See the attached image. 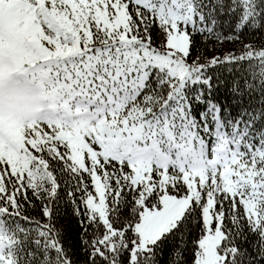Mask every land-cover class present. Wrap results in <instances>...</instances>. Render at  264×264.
Returning <instances> with one entry per match:
<instances>
[{"label":"trees","instance_id":"16d2710c","mask_svg":"<svg viewBox=\"0 0 264 264\" xmlns=\"http://www.w3.org/2000/svg\"><path fill=\"white\" fill-rule=\"evenodd\" d=\"M75 1L82 6L63 5V12L57 0H44L45 10L75 39L71 54L51 48L38 30L22 49H9L0 26L1 104L6 86L18 94L22 89L35 114L28 126L38 132L21 173L1 174L0 264H192L204 233L208 185L174 227L131 261L138 241L134 225L144 205H157L163 189L177 196L188 192L180 179L187 171L197 176L196 160L209 175L214 145L243 162L234 194H215L214 214L221 216L224 235L220 251L226 264H264V0ZM30 13L29 28L35 22ZM173 19L189 42L181 75L157 59L166 51ZM32 41L42 53L22 52ZM56 108L75 111L112 140L132 127L146 137L135 140L125 157L109 156L97 166L108 225L85 205L93 193L89 165L77 168L56 137ZM165 140L170 154L180 153L181 169L167 166L175 184L150 191L133 185L134 151L148 144L163 150Z\"/></svg>","mask_w":264,"mask_h":264},{"label":"rangeland","instance_id":"374dc122","mask_svg":"<svg viewBox=\"0 0 264 264\" xmlns=\"http://www.w3.org/2000/svg\"><path fill=\"white\" fill-rule=\"evenodd\" d=\"M173 2L177 3L175 0ZM57 3L61 5L63 12H65L63 5L72 10H77L82 6L80 1L75 0H57ZM53 4L56 6V2ZM45 5L47 4L45 3ZM50 9L53 8L50 7ZM189 9L190 6L187 5L184 11ZM26 11L32 12L30 13L31 17L35 19L30 28L26 22ZM170 15L174 17L176 13L171 11ZM71 18L75 19L76 25L80 22L75 14H71ZM0 26L7 36L4 42L9 49H22L20 44L29 41L31 37H37V30L44 40L50 42L51 48L60 54L68 55L76 49V41L68 31L69 28H61L60 22L52 14L47 13L44 0H0ZM88 31L83 27L81 33L86 37ZM121 38L122 41H129L127 37ZM164 47L166 51L157 59L163 64L169 65L176 74H183V58L188 53L189 42L186 31L180 29L174 19L168 30ZM42 51L43 49L34 41H32L31 47L22 50V52L30 54H40ZM78 70L83 71V66H80ZM21 90L18 94L13 92L11 87L6 86L3 104L0 99V183L1 174H5L6 170L9 174L14 175L21 173L28 165L30 147L34 146L35 139L38 137L35 126L31 128L28 126L30 118L35 117V114H31L32 109L24 102ZM53 119L58 128L55 135L67 145L71 161L80 169H86V166L89 165L93 182V193L85 199L89 213L96 215L101 222L108 225L105 185L97 174V166L100 162L106 161L109 156L125 157L133 147L135 140L146 139L145 136H142V129L129 128L128 135L112 140L109 139L108 132L104 133L101 127L97 129L93 123L85 122L83 117L75 115V111L67 114L61 108H56ZM163 130L166 128H162ZM20 133L24 135L27 142V147L24 150L21 147L22 136ZM169 149L166 140L163 150L158 149L157 152H155L153 144L139 146L134 151L133 161L135 162L134 167L131 168L133 185H141L148 191L153 186L164 187L166 184L173 186L175 178L169 177L166 171L159 170L152 165V162H155L162 167L170 166L181 169L180 153L174 151L173 154H170ZM203 149L205 152H210L207 148ZM211 151L207 163L210 169L209 175H205L204 164L200 159L194 163L197 176L188 171L185 172L184 177L182 175L180 181L188 186V192L185 195L177 196L163 189L158 195L157 205L151 207L144 205L138 221L134 225L138 241L132 250L131 261L135 260L137 251L147 249L148 245L155 243L164 233L174 227L192 201L200 200V191L208 185L207 196L202 205L204 233L197 241V251L192 264H226L225 254L220 251L224 236L221 228V216L214 214L215 194H218L222 189L227 193L234 194L238 184L237 176L242 175L239 170L240 167H243V162L238 155H231L221 145H214L211 147ZM208 176L211 178L206 181Z\"/></svg>","mask_w":264,"mask_h":264}]
</instances>
